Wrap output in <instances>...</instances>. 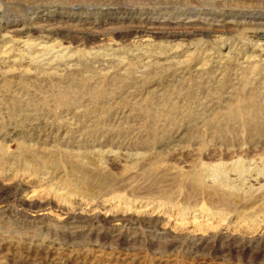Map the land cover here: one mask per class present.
Segmentation results:
<instances>
[{
	"label": "rangeland",
	"instance_id": "1",
	"mask_svg": "<svg viewBox=\"0 0 264 264\" xmlns=\"http://www.w3.org/2000/svg\"><path fill=\"white\" fill-rule=\"evenodd\" d=\"M0 264H264V0H0Z\"/></svg>",
	"mask_w": 264,
	"mask_h": 264
},
{
	"label": "bare ground",
	"instance_id": "2",
	"mask_svg": "<svg viewBox=\"0 0 264 264\" xmlns=\"http://www.w3.org/2000/svg\"><path fill=\"white\" fill-rule=\"evenodd\" d=\"M150 38L151 37H149L148 39L147 38L144 39L137 46H136V44H134V46L132 48H136V47L137 48H174L172 45H169V43H168V45L167 44H162V43L156 44V42L154 43V40H153V42H151ZM14 40H13L12 43H10L8 45H4L2 48H6L7 49V48H17V47H20V48H71L72 47V46H68V45L64 46V44H62V43H59L58 45H55V44L54 45L53 44L46 45L45 43L43 44L42 42H30L27 39H21V40H16V41H14ZM16 45H18V46H16ZM170 46H172V47H170ZM109 48H116V47H113V45L110 44ZM117 48H119V47H117ZM128 48H131V47H128ZM176 48H190V46L189 47L188 46L187 47L186 46L185 47L184 46L180 47L178 45V47H176ZM4 52L5 51H3V54H4ZM6 54H8V53H6ZM187 57H189V56H187ZM241 107H242L241 105L237 106V107L235 105V108L229 110V112H228L229 116L228 117L229 118H234V117L241 118V116L243 114V109Z\"/></svg>",
	"mask_w": 264,
	"mask_h": 264
}]
</instances>
